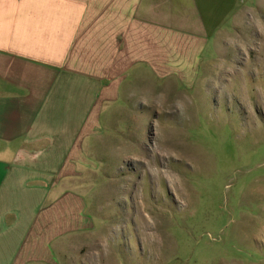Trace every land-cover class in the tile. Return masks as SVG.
I'll return each instance as SVG.
<instances>
[{"label":"rangeland","instance_id":"obj_1","mask_svg":"<svg viewBox=\"0 0 264 264\" xmlns=\"http://www.w3.org/2000/svg\"><path fill=\"white\" fill-rule=\"evenodd\" d=\"M249 2L198 81H139L106 109L76 182L92 229L58 264H264V0Z\"/></svg>","mask_w":264,"mask_h":264},{"label":"crops","instance_id":"obj_2","mask_svg":"<svg viewBox=\"0 0 264 264\" xmlns=\"http://www.w3.org/2000/svg\"><path fill=\"white\" fill-rule=\"evenodd\" d=\"M243 1L0 0V264H58L90 235L76 182L106 109L198 81Z\"/></svg>","mask_w":264,"mask_h":264}]
</instances>
